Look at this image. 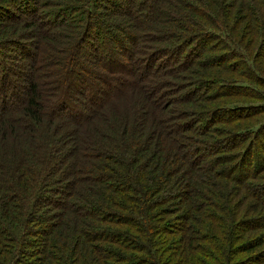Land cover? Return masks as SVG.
Wrapping results in <instances>:
<instances>
[{
    "label": "trees",
    "instance_id": "1",
    "mask_svg": "<svg viewBox=\"0 0 264 264\" xmlns=\"http://www.w3.org/2000/svg\"><path fill=\"white\" fill-rule=\"evenodd\" d=\"M12 76L0 264H264V0H0Z\"/></svg>",
    "mask_w": 264,
    "mask_h": 264
},
{
    "label": "rangeland",
    "instance_id": "2",
    "mask_svg": "<svg viewBox=\"0 0 264 264\" xmlns=\"http://www.w3.org/2000/svg\"><path fill=\"white\" fill-rule=\"evenodd\" d=\"M43 10V9H42ZM103 47H101L100 49H99V51H98V56L99 57H103L104 56V53H106L105 51H104V49H102ZM203 55V53L201 52V51H198L197 52V56H199V55ZM178 59V58H177ZM174 61H177V60H174L173 59V61L171 62V65H173L174 64ZM126 62V61H125ZM163 62H165V64L168 66V68H170V66H169V63H166V62H169L168 60H164ZM127 63H128V61H127ZM162 63V60H159L158 62H157V66H159L160 64ZM26 64H29L28 62H26ZM164 64V63H163ZM3 65L4 66H7V65H12L13 67H15V65H13L12 63H10V62H8V61H4L3 62ZM16 68V67H15ZM3 72V71H2ZM1 72V73H2ZM138 73V72H137ZM117 76H120V77H123V78H127L128 80H131V81H133L134 79L133 78H131V77H127V76H122V75H119V74H117ZM12 78H13V81L10 83V86H8L7 87V89L5 90V91H3L1 94H0V100L1 101H4L5 103H7L8 104V106H9V104H10V108L11 109H8V111H6L5 112V110H1L0 111V116H14V115H17L16 114V112L18 111V109H19V107L20 106H24V103L25 102H20V101H18V100H16V99H14V90H13V83H14V81H15V77L14 76H12ZM200 95H202L203 94V91L202 92H200L199 93ZM169 99V98H168ZM171 104V103H170ZM168 106V105H167ZM173 109V107H170V109L169 110H172ZM260 143L261 142H259L258 144H259V146H260Z\"/></svg>",
    "mask_w": 264,
    "mask_h": 264
}]
</instances>
